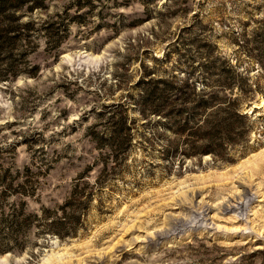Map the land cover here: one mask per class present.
<instances>
[{
    "label": "rangeland",
    "instance_id": "obj_1",
    "mask_svg": "<svg viewBox=\"0 0 264 264\" xmlns=\"http://www.w3.org/2000/svg\"><path fill=\"white\" fill-rule=\"evenodd\" d=\"M76 2L0 14V264H264V0Z\"/></svg>",
    "mask_w": 264,
    "mask_h": 264
},
{
    "label": "trees",
    "instance_id": "obj_2",
    "mask_svg": "<svg viewBox=\"0 0 264 264\" xmlns=\"http://www.w3.org/2000/svg\"><path fill=\"white\" fill-rule=\"evenodd\" d=\"M30 0H0V14H2L4 17H7L8 20L15 21V18L11 13L9 14L8 11L11 9H16L18 6L22 5V3L27 2ZM33 4L30 5V9H33V7L41 6L42 0H32ZM81 0H77L76 6L77 8H81L83 6V3H80ZM84 4L89 3L90 0H83ZM116 5H119L120 3H114ZM8 12V13H7ZM14 18V19H13ZM79 18L77 16H72V19ZM31 23V22H30ZM29 22L25 24L26 27L30 26ZM17 26L13 25H8L6 27V34L4 36L0 37V46H2L3 43H9L12 38L15 37V32Z\"/></svg>",
    "mask_w": 264,
    "mask_h": 264
}]
</instances>
